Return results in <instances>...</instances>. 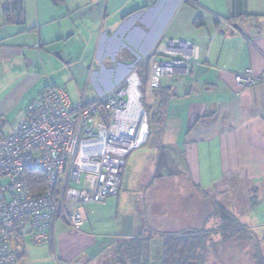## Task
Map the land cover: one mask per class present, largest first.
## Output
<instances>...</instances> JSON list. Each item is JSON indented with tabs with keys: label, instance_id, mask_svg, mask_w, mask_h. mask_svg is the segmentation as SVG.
<instances>
[{
	"label": "crops",
	"instance_id": "1",
	"mask_svg": "<svg viewBox=\"0 0 264 264\" xmlns=\"http://www.w3.org/2000/svg\"><path fill=\"white\" fill-rule=\"evenodd\" d=\"M13 1L21 11L8 21L2 5ZM217 17L229 23L218 31ZM165 38L198 48L190 75L164 80L154 94L159 120L172 112L165 142L175 144L180 176L195 196L239 187L256 198L251 215L239 218L249 239L223 254L224 264H256V250L264 258V79L240 88L234 75L248 69L264 76V0H0V135L14 130L47 86L62 89L72 106L105 95ZM161 144L154 147L158 153ZM136 182L131 179L130 187L148 191ZM141 200L139 208L148 211L150 201ZM198 201L204 207L203 198ZM102 206L87 203L78 229L58 218L51 242L40 246L27 226L19 236V264H113L115 245L156 218L130 219L122 208L119 219L117 210L114 215ZM105 221L118 222L120 232L102 230Z\"/></svg>",
	"mask_w": 264,
	"mask_h": 264
},
{
	"label": "built area",
	"instance_id": "2",
	"mask_svg": "<svg viewBox=\"0 0 264 264\" xmlns=\"http://www.w3.org/2000/svg\"><path fill=\"white\" fill-rule=\"evenodd\" d=\"M217 22V31L229 24L221 17ZM145 58L152 92L162 80L188 77L198 48L190 40L165 38ZM136 67L105 95L77 106L62 89L47 86L29 102L14 130L0 135V264H19L12 242L27 226L34 245L49 243L58 218L78 229L87 203L119 193L125 158L146 143L149 133ZM132 75L138 78L140 117L129 91ZM263 79L248 69L234 75L240 88ZM139 126L146 130L142 139ZM36 171L45 186L32 192L28 175Z\"/></svg>",
	"mask_w": 264,
	"mask_h": 264
},
{
	"label": "rangeland",
	"instance_id": "3",
	"mask_svg": "<svg viewBox=\"0 0 264 264\" xmlns=\"http://www.w3.org/2000/svg\"><path fill=\"white\" fill-rule=\"evenodd\" d=\"M163 81L164 80L161 82ZM155 103L156 100L152 92L149 91L148 88H145L143 90L142 105L149 113L148 118L150 121L151 132L148 144L144 147L142 146L133 150L126 158V165L122 175V190L120 193L108 197L104 202L95 204H98V206L104 205L102 206V208L106 209L104 212L111 211L114 215L117 210V216L119 219L124 217L122 216L123 211H125L124 215H126V217L136 219L148 216L149 212L146 210L147 205L139 208L138 204L141 199V201H144V204H147L146 200L148 199L150 201L149 211L153 209L154 211H157V213L163 212V214L160 213L159 216L161 218L153 217V220L150 223H147V229L143 234H147L149 229H156L162 233V231H175L180 228L194 227L195 220H200L203 216L204 221L207 215H213L209 221V223H213L212 227L211 225H207L213 230L217 225L215 221L222 223V218L221 220L216 219V216H221V213L218 211L220 208H217V205H213L212 202H217L219 207L227 208L228 210H226V212H229L230 210V213L238 219L242 217V213H244V215H251L249 205L255 202L256 198L254 196H248L242 192L239 187H226L224 189L216 188L203 196L200 194L195 196L196 191H194V189L186 183L187 181L180 176L182 162L175 150V144H166L165 142V124L167 118L170 119L172 117V112H167L166 116H164V118L161 117L162 119L159 120L160 115H158V107ZM161 139V152L158 153L154 150V147L159 146ZM144 159H147L148 163L140 168V164ZM131 179H136L137 185L139 183V185L148 188V191H137L135 190V187H130L133 186L130 183ZM190 193L194 194L192 198H189ZM200 197L203 198L204 207H202L200 203H197ZM226 201L230 202L227 203ZM245 201L247 206L243 210L242 207L244 206ZM117 202L119 208L116 207ZM123 202L126 205L123 204ZM106 204L107 206L105 207ZM122 208H124L123 211ZM143 210L147 213L145 214ZM153 213L151 215H153ZM151 218L152 216L149 220ZM106 219L108 218L106 217ZM156 221L159 224H157ZM118 222L115 226L116 222L105 221L104 226L102 225L101 229L103 230L105 227L107 233L120 232V224ZM144 227L146 228L145 225ZM221 237L222 236L219 234L213 235V238L211 237V239L216 240V242H212L213 244L210 243L211 251L206 258L205 264H220L219 259L224 256H221V253L226 249L225 241ZM149 246V264H160L163 249L162 239L151 237L149 240ZM18 249L19 247L17 246V251ZM224 258L227 260L226 257ZM113 264H115V261Z\"/></svg>",
	"mask_w": 264,
	"mask_h": 264
},
{
	"label": "trees",
	"instance_id": "4",
	"mask_svg": "<svg viewBox=\"0 0 264 264\" xmlns=\"http://www.w3.org/2000/svg\"><path fill=\"white\" fill-rule=\"evenodd\" d=\"M18 3L19 2L13 1L5 2L2 5L3 17L7 18L8 21L14 13L19 15L21 7ZM148 65L149 59L145 58L136 67V72L141 81L142 94L143 90L148 88ZM156 90L157 88L152 90L153 96L154 94L156 95ZM148 115L149 113L147 111V118ZM148 129V138L146 143L142 145L143 147L148 144L150 138L151 127L149 118ZM28 182L32 192L38 191V189L44 188L45 186L44 177L39 171L30 173L28 175ZM204 194L208 193L204 192ZM212 204L217 205V208H220L218 211L221 213V216L215 215L216 219L221 220L222 218V223L215 221L217 225L215 224L216 227L213 230L207 226L211 225L212 227L213 223H209V221L213 215L206 216L201 228L196 227L194 223V227L180 228L175 231H162V233L156 229H149L147 234H143V232H141L128 239H123L115 245L113 248L115 264H149V240L153 236H159L163 240L160 264H205L206 258L211 251L210 245L216 242V240L211 239V237L213 238V235L216 234L222 236L221 238L225 241L226 249L221 253V256L226 254L227 249L229 248H242L245 242L249 239V234H251L250 230L246 228L244 224L232 213L226 212L227 209L219 207L217 202H212ZM149 208L150 207H148V211ZM153 211V209L149 211V214L151 215ZM160 213L163 214V212L157 213V211H154L153 215L159 217ZM150 215L147 216V219L151 217ZM19 238L20 237H17L14 241L16 245L17 258L19 257V250L17 251ZM223 259L224 258L222 257L219 259L220 264H224ZM253 260L256 264H264V258L258 250H256L253 254Z\"/></svg>",
	"mask_w": 264,
	"mask_h": 264
},
{
	"label": "bare ground",
	"instance_id": "5",
	"mask_svg": "<svg viewBox=\"0 0 264 264\" xmlns=\"http://www.w3.org/2000/svg\"><path fill=\"white\" fill-rule=\"evenodd\" d=\"M137 79L138 78L136 77V75H132L129 78V82H130L129 91H130L131 95H133V99H134L133 106L136 108L137 117H140V115H142V113H143V109H141L140 103L138 101L139 91L135 87V82L138 81ZM139 128H141V139H142L144 137L146 130H145V127L139 126Z\"/></svg>",
	"mask_w": 264,
	"mask_h": 264
},
{
	"label": "water",
	"instance_id": "6",
	"mask_svg": "<svg viewBox=\"0 0 264 264\" xmlns=\"http://www.w3.org/2000/svg\"><path fill=\"white\" fill-rule=\"evenodd\" d=\"M12 248H13V249H16V245H15L14 242H12Z\"/></svg>",
	"mask_w": 264,
	"mask_h": 264
}]
</instances>
